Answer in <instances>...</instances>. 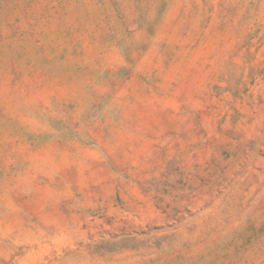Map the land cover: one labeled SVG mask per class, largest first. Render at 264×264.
<instances>
[{"label":"rangeland","instance_id":"obj_1","mask_svg":"<svg viewBox=\"0 0 264 264\" xmlns=\"http://www.w3.org/2000/svg\"><path fill=\"white\" fill-rule=\"evenodd\" d=\"M0 264H264V0H0Z\"/></svg>","mask_w":264,"mask_h":264}]
</instances>
